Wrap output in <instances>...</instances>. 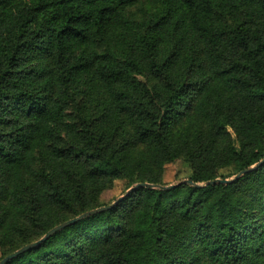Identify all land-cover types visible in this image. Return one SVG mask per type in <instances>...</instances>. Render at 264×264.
Returning <instances> with one entry per match:
<instances>
[{"label":"trees","instance_id":"trees-1","mask_svg":"<svg viewBox=\"0 0 264 264\" xmlns=\"http://www.w3.org/2000/svg\"><path fill=\"white\" fill-rule=\"evenodd\" d=\"M178 160L199 184L264 160V0H0V261ZM7 264H264V165L141 187Z\"/></svg>","mask_w":264,"mask_h":264},{"label":"water","instance_id":"water-1","mask_svg":"<svg viewBox=\"0 0 264 264\" xmlns=\"http://www.w3.org/2000/svg\"><path fill=\"white\" fill-rule=\"evenodd\" d=\"M263 165H264V160L259 162V163H257V164H255V165H253V166H251V167H249L246 170L241 171L234 178H231V179L218 178L216 180L208 181L205 184L194 183L190 179H187V180H184V181H182L180 183L172 184V185H159V184H148V183L141 184V183H139V184H136L135 186H133L132 188H130L127 191L126 195L130 194L131 192H133V191H135V190H137V189H139L141 187H149V188H152V189H161V190H171V189L176 188V187H178L180 185H183V184L194 185L195 187H198V188L205 187V186L221 185V184L228 185V184L234 183L235 181H237L239 178H241L245 174L253 172V171L259 169ZM126 195H123V196L119 197L111 205L103 206V207L88 211V212L83 213L82 215H80L78 217L70 219V220H68V221H66V222L54 227L53 229H51L48 233H46L38 241L32 242V243H30L28 245H25L21 249L15 251L14 253H12V254L8 255L7 257H5L4 259H2L0 261V264L9 263L10 261H12L13 259L17 258L18 256H20V255L26 253L27 251L32 250L35 247H37V246L41 245L42 243L46 242L53 235H55L57 232L63 230L64 228H67V227H69V226H71V225H73V224H75L77 222H79L80 220L84 219L85 217H89L91 215H95V214H98V213H101V212H104V211H107V210H110V209L114 208L115 206H117L125 198Z\"/></svg>","mask_w":264,"mask_h":264},{"label":"rangeland","instance_id":"rangeland-1","mask_svg":"<svg viewBox=\"0 0 264 264\" xmlns=\"http://www.w3.org/2000/svg\"><path fill=\"white\" fill-rule=\"evenodd\" d=\"M154 11L153 6L149 3H137L127 8V14L130 18L140 19L150 15ZM233 171L228 169L225 174L230 175ZM191 175L190 166L183 160H178L174 163L166 165L163 172L162 182L165 185H172L182 182ZM113 187L105 189L101 194V204L114 203L116 199L124 195L128 188V183L123 180H115ZM2 258V251L0 249V259Z\"/></svg>","mask_w":264,"mask_h":264}]
</instances>
